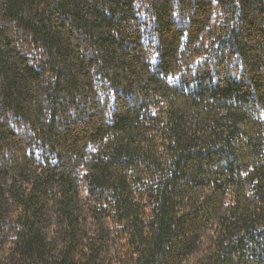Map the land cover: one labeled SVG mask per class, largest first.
Instances as JSON below:
<instances>
[{"label": "trees", "instance_id": "1", "mask_svg": "<svg viewBox=\"0 0 264 264\" xmlns=\"http://www.w3.org/2000/svg\"><path fill=\"white\" fill-rule=\"evenodd\" d=\"M0 264H264V0H0Z\"/></svg>", "mask_w": 264, "mask_h": 264}]
</instances>
